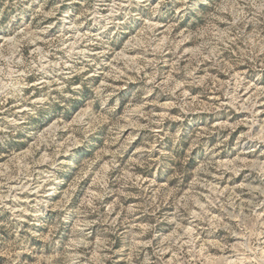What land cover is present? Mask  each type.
Listing matches in <instances>:
<instances>
[{
    "label": "clouds",
    "instance_id": "clouds-1",
    "mask_svg": "<svg viewBox=\"0 0 264 264\" xmlns=\"http://www.w3.org/2000/svg\"><path fill=\"white\" fill-rule=\"evenodd\" d=\"M0 264H264V0H0Z\"/></svg>",
    "mask_w": 264,
    "mask_h": 264
},
{
    "label": "rangeland",
    "instance_id": "rangeland-1",
    "mask_svg": "<svg viewBox=\"0 0 264 264\" xmlns=\"http://www.w3.org/2000/svg\"><path fill=\"white\" fill-rule=\"evenodd\" d=\"M98 176H99V173H98Z\"/></svg>",
    "mask_w": 264,
    "mask_h": 264
}]
</instances>
